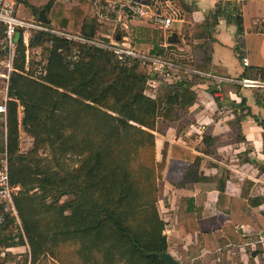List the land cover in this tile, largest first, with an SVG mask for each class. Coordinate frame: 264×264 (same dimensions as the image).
<instances>
[{
  "label": "trees",
  "instance_id": "1",
  "mask_svg": "<svg viewBox=\"0 0 264 264\" xmlns=\"http://www.w3.org/2000/svg\"><path fill=\"white\" fill-rule=\"evenodd\" d=\"M85 8V0L68 8L48 0L42 6L32 5L27 15L20 5L18 15L38 19L43 9L48 25L82 34L89 29L87 35H92L98 23L85 14ZM218 16L234 25L236 37L242 36L237 5L218 1L209 22L204 20L210 40ZM131 27L136 43H150L148 50L161 56L168 51L160 44L161 30ZM41 38L49 43L44 72L33 77L29 59L24 67V46L19 41L12 60L15 69L6 82L3 147L9 182L21 187L13 197L21 232L16 243L7 245L26 244L30 264H47L46 257L53 264H164L160 253L167 245L162 232L165 221L156 206L164 150L156 161L153 130L159 115L168 117L173 107L184 109L192 102L194 92L185 85L189 80L164 83L155 93L146 94L137 59L122 62L107 49L48 32L30 37L28 44ZM168 42L173 45L177 40ZM209 52V41L197 43L190 61H177L180 70L197 66L206 70ZM263 73V67L251 65L241 76ZM18 125L33 138L24 153L17 150ZM38 149H46L48 155H40ZM176 149L171 146L172 157H177ZM216 186L215 206L227 215L220 225L221 239L242 243L245 237L235 229L238 224L264 227L249 201L226 194L223 182ZM184 222L188 232L197 231L192 214L185 213ZM200 239L202 247L210 250L209 235L201 233ZM200 247L194 243L185 251L198 252ZM191 264L200 261L193 258Z\"/></svg>",
  "mask_w": 264,
  "mask_h": 264
},
{
  "label": "crops",
  "instance_id": "2",
  "mask_svg": "<svg viewBox=\"0 0 264 264\" xmlns=\"http://www.w3.org/2000/svg\"><path fill=\"white\" fill-rule=\"evenodd\" d=\"M144 1L146 5L142 6L144 12L141 15H116V22L124 31L116 32L115 36L125 37L135 49L142 51L134 45L136 40L131 26H152L160 28V44L163 47L170 44L167 41L169 34L175 33L177 42L173 46L177 56L190 57L194 45L209 41L207 69L186 67L189 70L239 77L243 75L245 67L253 65L247 58L248 49L244 44V22L247 16L251 24L249 31L258 36L264 35V0H162L165 9L171 12L167 28L158 27L152 20L151 10L161 9L154 6L152 0L150 3ZM218 1H230L237 5L242 18L241 37L234 34L232 23L218 16L209 39L204 20L209 22L210 12ZM88 5L87 1L85 14H89ZM225 48H231L233 55L239 58L238 68L229 66ZM146 52L152 53L148 49ZM239 54L246 56L247 65L241 64ZM184 73L189 80L185 85L194 92V98L186 108L178 109L184 111L182 117L188 119L178 124L181 116L162 118L159 115L157 118H162L165 123L159 130L156 121V130H153L156 161L161 159V151L164 150L157 180L156 206L165 221L162 232L167 243L166 252L176 258L178 251L199 243V251L189 253L188 264L193 258H198L200 264H235L237 261L242 264H264V227L255 229L249 224H238L235 229L244 235V241L239 244L225 242L221 239L220 225L227 220V215L215 206L216 184L223 182L226 194L249 201L250 209L264 221V96H259L258 92L264 88H245L228 82L216 87L209 77L192 80L191 72ZM3 81L4 103L7 81L4 78ZM209 81L213 85L206 86ZM240 99L243 102L240 103ZM172 145L177 148V157L169 154ZM187 208L191 210L186 212ZM184 212L195 218L197 231L190 233L186 230ZM201 233L209 235L210 250L202 247Z\"/></svg>",
  "mask_w": 264,
  "mask_h": 264
},
{
  "label": "rangeland",
  "instance_id": "3",
  "mask_svg": "<svg viewBox=\"0 0 264 264\" xmlns=\"http://www.w3.org/2000/svg\"><path fill=\"white\" fill-rule=\"evenodd\" d=\"M46 1L48 0H15V6L16 8L19 10L20 9V5L23 6L22 12L27 15L28 12H30V8L31 6H42L46 3ZM63 3V5H68L72 2H78L80 0H57ZM86 2H89L88 8L87 10H89V16L94 17L95 21L98 23V27H96L95 31L93 32L92 35H104L102 37H105V40H109L111 38L114 39L115 37V33L118 31H124V30H120L119 28V24L118 22H116V17H115V9H117L118 7H122L124 8V6H122L121 4H117L113 3V1L115 0H85ZM152 4H154V6H156L157 8H160L166 15H171V12H169L168 9H165L164 5H163V1L162 0H156L153 2V0L151 1ZM109 3H113L112 5H115L113 7V10H111V4ZM151 4V6H152ZM73 5V4H72ZM120 5V6H119ZM170 13V14H169ZM29 15V14H28ZM33 16V15H32ZM172 16L174 17L175 14H172ZM171 17V16H170ZM89 19V18H88ZM88 22H90L88 20ZM116 22V23H115ZM244 44L245 47L248 49V54H247V58H249L250 63H252L254 66H261L264 67V35L262 36H258V34H255L252 31H249V28L251 27L250 21H248L247 16L244 22ZM152 27V26H150ZM130 28V27H129ZM160 30V28H157ZM130 30V29H129ZM108 35V36H107ZM119 38V37H118ZM150 43H139V44H134L136 45L138 48L142 49V51L146 52V49H148ZM49 45V43L46 40H43L42 38L32 44H29V50H28V59L30 61V63L32 64V67L34 68V71L32 73L33 77H37V74L42 72L44 70L43 65L46 63V56H47V51H46V47ZM169 49L168 51L164 54H162V56L164 58H168V59H172V60H176L177 61H185L188 62L190 61L189 56L185 57L184 56H177V50L175 49V46L168 44ZM3 52L0 53V58L2 57ZM224 54L226 57V60L230 65H235L236 68H238L240 66L239 64V58L237 56L233 55V52L231 50V48H225L224 49ZM189 59V60H188ZM138 70L143 73V75L148 78H154V86L148 85L144 82V90L146 94H153L155 93L156 89L158 88V86L163 85L164 83H168V82H172L174 80L177 79H186L185 75L186 73H182L180 71H182L183 69H179L177 71H172L171 70H167V72L169 73V75H164V74H160L155 72V70L153 69V65L151 64H147L148 62H142L141 60H138ZM200 70H202V68L200 66H197ZM3 69L0 66V72ZM184 72V70H183ZM191 72L192 76L191 79L193 80H197L198 78H206L204 75H201L199 73L196 72ZM164 73V72H162ZM172 73V75H171ZM207 85H213L210 81L206 82ZM4 86H5V82L3 81V77L0 75V102H3L4 96H3V90H4ZM259 96H264V89H259ZM3 96V97H2ZM252 110L254 111L255 107L254 105L251 106ZM160 112L162 111V109L159 110ZM159 112V114H161ZM184 111L179 110L177 107H173V109L171 110L169 116L173 117H184ZM21 116V111L19 109V116L18 120ZM168 116V117H169ZM181 118L178 119V124H181L184 122V119H188L186 118ZM1 121H3V113L0 112V131L2 130V134H0V146L1 148L3 147V126H1ZM164 121L162 118H157V128L160 130L161 128H163L164 125ZM176 124V123H175ZM2 135V137H1ZM2 141V143H1ZM33 143V138L31 135L27 134L26 132L23 131L22 127L18 125V152L20 153H24L27 151V149L32 147ZM38 153L40 155H48V152L46 149H38ZM6 158V155L4 153V147L2 149V151H0V157H4ZM70 159L67 158V162L70 163L69 161ZM17 185V184H16ZM21 189V187L18 185L15 194ZM14 194V195H15ZM13 195V197H14ZM62 199H65V196L61 197ZM14 204V201H13ZM15 207V205H14ZM16 209V208H15ZM17 213V212H16ZM18 217V215H17ZM0 264H30L29 263V253H28V247L26 244L24 245H7L10 243H16L17 241V233L21 232V227H20V221H19V217L18 220L9 212H6L4 209H2V211H0ZM5 237V239L3 240L2 238ZM2 239V240H1ZM179 254L177 255L178 257H176L175 259H177L178 261H180L181 264H188V260L190 259L189 253H187L185 250H180L178 251ZM47 264H53V262L55 263V261L52 262V260L48 257H46L45 259Z\"/></svg>",
  "mask_w": 264,
  "mask_h": 264
},
{
  "label": "built area",
  "instance_id": "4",
  "mask_svg": "<svg viewBox=\"0 0 264 264\" xmlns=\"http://www.w3.org/2000/svg\"><path fill=\"white\" fill-rule=\"evenodd\" d=\"M113 3L121 4L124 6L115 9V17L118 14L124 17H136L141 15L144 11L142 6L146 5L144 0H125V1H113ZM111 4V10L115 5ZM120 6V5H119ZM151 16L153 22L162 28H167L171 18L159 9L151 10ZM18 31L19 36L17 40L14 39V33ZM48 32L56 36L63 37L64 39L76 41L79 43H85L94 47L107 49L111 51L119 61H128L132 58L141 60L142 62H148L152 64L155 72L169 75L168 70L177 71L181 67L178 62L172 59H166L161 55L153 54L149 52L139 51L135 49L126 40L125 37L116 36L109 40H104L100 35H87L79 33L78 31H71L59 27L50 26L45 22L38 19H27L23 16L18 15V9L15 6V0H0V51L3 52L0 58V66L3 69L0 75L7 81L8 74L11 70H14L12 65L13 57L15 56L16 44L21 41L24 46V67L27 68L28 64V50H29V39L35 37V33ZM104 36V35H103ZM108 36V35H107ZM240 55V54H239ZM240 62L242 65H247V58L245 55H240ZM185 72H196L206 77H209L214 85L217 87L221 83H234L240 87L245 88H264V73L263 76H227L217 75L213 73L202 72L197 69L183 68ZM44 70L42 71V73ZM164 72V73H162ZM172 75V73H171ZM154 78L145 77V83L154 86ZM0 112H5V104L0 102ZM18 185L11 184L8 178L7 162L6 158L0 157V205L2 209L11 213L17 220L16 209L13 204V195Z\"/></svg>",
  "mask_w": 264,
  "mask_h": 264
},
{
  "label": "water",
  "instance_id": "5",
  "mask_svg": "<svg viewBox=\"0 0 264 264\" xmlns=\"http://www.w3.org/2000/svg\"><path fill=\"white\" fill-rule=\"evenodd\" d=\"M38 20L45 22V23L48 22V18L44 14L43 9H40V11L38 12ZM85 32L88 34L89 29H85ZM35 35L38 36V33H35ZM18 36H19V32L16 31L14 33V39L17 40ZM175 39H176V36L174 32L170 33L169 36L167 37V41H174ZM160 255L164 261V264H181L177 259L173 258L166 251L161 252Z\"/></svg>",
  "mask_w": 264,
  "mask_h": 264
}]
</instances>
